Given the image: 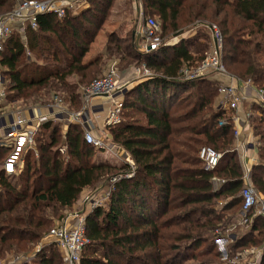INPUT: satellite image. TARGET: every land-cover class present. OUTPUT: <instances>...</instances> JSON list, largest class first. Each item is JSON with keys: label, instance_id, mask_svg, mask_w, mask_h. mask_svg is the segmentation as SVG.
I'll return each instance as SVG.
<instances>
[{"label": "trees", "instance_id": "trees-1", "mask_svg": "<svg viewBox=\"0 0 264 264\" xmlns=\"http://www.w3.org/2000/svg\"><path fill=\"white\" fill-rule=\"evenodd\" d=\"M15 1L0 0V13L13 9ZM116 1L88 0L86 10L62 19L40 15L37 29L26 31V42L15 33L0 54L8 99L37 102L56 93L71 112L80 111L79 85L94 80L91 70L101 62L84 59L105 21L114 16ZM141 1L145 17H158L164 32L179 29L184 17L186 23L217 24L227 71L264 88V0ZM107 38L108 55L118 57L122 68L145 65L156 76L138 80L125 93L121 122L108 128L136 170L110 184L107 200L87 215L90 244L80 264H185L201 257L206 264H219L215 231L238 221L244 168L235 149L234 122L216 104L219 79H179L185 65L196 66L205 58L211 42L208 38L192 50L186 38L140 53L132 37L114 32ZM222 118L227 124L220 125ZM250 126L259 137L258 163L250 178L264 194V109L253 106ZM205 146L223 155L213 170L199 159ZM98 153L84 140L80 125L71 124L66 131L58 121L41 125L36 151L26 152L23 171L7 176L0 170V260L29 252L54 223L65 219L84 189L131 170L129 164H97ZM3 154L0 149V161ZM214 178L224 181L218 189ZM238 228L231 253L262 246V218ZM56 249L43 248L38 264H57L62 256Z\"/></svg>", "mask_w": 264, "mask_h": 264}, {"label": "built area", "instance_id": "built-area-1", "mask_svg": "<svg viewBox=\"0 0 264 264\" xmlns=\"http://www.w3.org/2000/svg\"><path fill=\"white\" fill-rule=\"evenodd\" d=\"M139 1V13L143 15L141 0ZM88 0H19L17 4L8 12L0 14V54L4 50L5 44L15 34H20L26 42V31L30 28L37 29V18L40 15L52 14L62 19L68 13L77 14L81 6ZM77 9V10H73ZM145 19V18H144ZM211 32L212 44L205 55V58L196 66L185 65L179 73L181 81H192L205 78L211 75L219 79L221 86L219 94L225 100L224 109L234 122V137L236 143L240 139L242 125H249L252 113L244 111L245 103L258 106L264 109V89L254 88L250 81L236 79L231 75L222 60L223 36L217 26H208ZM141 44L138 45L140 53L154 51L161 46L169 44L161 36V29L157 21L152 17H147L143 22L140 31ZM28 55H30L28 51ZM156 74L145 65L135 68L133 81L152 78ZM116 70L113 69L105 76L94 79L87 85L79 87L82 100V108L78 112H71L67 104L56 93L51 94V107L56 109L60 115L68 114L70 124L82 126L84 130V140L92 145L99 152H108L117 145L112 140V135L108 128L121 122L124 108V95L129 90L131 81L120 83ZM104 99L102 110L106 112L103 128L100 135L94 134V122L90 116V102L93 98ZM7 98L6 85L0 76V105ZM240 109L242 110L240 113ZM232 114V115H231ZM64 120V118H62ZM37 125H30L27 119L19 118L18 122H12L2 129L6 133V140L0 144L1 148L8 150L2 162L1 170L7 176L17 175L23 168V158L28 150L35 149L36 136L41 125L48 122L46 115L37 117ZM227 124V119L222 118L220 125ZM24 126V128H22ZM251 127V126H250ZM257 142V139L255 140ZM65 153L66 146L60 149ZM222 154L211 147H202L199 151V159L204 163L207 170H213L219 164ZM131 167L130 171L118 174L110 180L113 184L123 177H129L136 170L134 163H127ZM244 186L240 193L243 201L239 219L235 227H251L255 218L264 220V194L259 192L251 182L250 170L244 172ZM213 181H224L214 178ZM219 185V186H220ZM110 187L104 191H96L95 194L86 195L84 203L90 207L88 212L84 210H74L69 212L65 219L53 227L49 232V238L56 244L61 252L64 264H80L84 249L90 244V239L86 234V217L96 207L102 206V199H107ZM264 253V242L260 247H251L243 252L237 253L229 260V264H258ZM20 257H16L8 262L0 264H18Z\"/></svg>", "mask_w": 264, "mask_h": 264}, {"label": "rangeland", "instance_id": "rangeland-1", "mask_svg": "<svg viewBox=\"0 0 264 264\" xmlns=\"http://www.w3.org/2000/svg\"><path fill=\"white\" fill-rule=\"evenodd\" d=\"M18 1L19 0H16L15 4H17ZM134 2H135V5L138 6L139 1H136V0H117L114 3V8H113L114 11L113 12L119 14L120 21H117L118 16H116V17L113 16L110 19L108 18L105 21V24H104L103 29H102L104 32L103 35L101 37H99L97 39V41L95 40L96 44H95V47H93V49H92V51L94 53L95 52H101V51H104L106 49L107 40H108L107 36H108V34H110L114 30L115 26H119L118 27V29H119L118 33L121 36H125L124 38L130 39L131 37H133L134 31H135L133 29L135 27L134 26V20L139 19V17H141L142 19L141 18L140 19H141V25H142V22H144L146 19L144 14H143L144 15L143 17L139 16L140 15L139 7L135 6L136 7V9H135L133 6ZM140 2L142 5V8H143V4H142L143 2L142 1H140ZM15 4H14V6H15ZM73 10H77V9H73ZM3 13H5V12H3ZM121 16L123 18H121ZM151 17L154 18L157 21V23L159 24L160 29H161V36L165 41H167L168 43H170V42L172 43V42H179V40H184L186 38H190V42H189L190 45L189 46L192 50L195 48V46H197V44L199 42H204V41L208 40V38H209L208 42H211L209 44L211 47V44H212L211 32H210V29L208 28V26H217L218 27L217 24H215V23L212 24L206 20H204V21L198 20V21H195L194 23H186L187 18L184 17V20L180 21L181 27L179 29H177L176 31L164 32L161 20L155 16L154 17L151 16ZM117 22L120 24H118ZM219 30H220V28H219ZM220 32H221V30H220ZM133 43H135V41H133ZM210 47H209V49H210ZM209 49H208V51H209ZM105 60H107V59L103 58V61H101L99 63V65H98L99 70H98V66H97L96 70H93V71L91 70L92 78L90 80L101 78V77L105 76L107 73L111 72L113 69H115L116 73L118 74V77H119L118 78L119 82L121 84L124 83L125 80L123 78V72H124V70H126L129 67L122 68L123 63H120V60L116 59L115 57L113 58V61L108 65L105 64ZM231 75H233V74H231ZM233 76L236 79H239L235 75H233ZM205 78H211L212 79L213 77L211 75H209L208 77H205ZM241 80L250 81L254 88H260L256 84H254V82L251 79H247V80L241 79ZM82 85H84V83L80 84L79 87ZM220 86H221V82H220ZM220 86H219V88H220ZM261 89H264V88H261ZM218 93H219V90H218ZM20 102H23V101H20ZM216 104H218L220 107H223V108L225 106V100L220 94L218 96ZM246 104H248V103L244 104L245 105L243 107L244 111H246L245 110V107L247 106ZM253 106L254 105H251L249 108L251 113L253 112ZM229 114L230 113L227 112V116ZM62 128L64 130L63 126H62ZM255 137H257V136H255ZM258 140H259V137H258ZM117 147H118L117 150L121 151L119 153L120 154L122 153V155H123V157L119 155L120 157L124 158L125 155L128 157L127 158L128 160L125 159L124 161H128V163H131V162L134 163L131 156L122 147H119V146H117ZM116 176H118V174L115 176H105V178L100 182V184L96 188H87L86 189L87 191L85 192V194H83V195L81 194L82 197L80 198V200L78 202L82 205V203H84L86 195L95 194L96 191L102 190V188L105 191L108 188V186L110 185V180ZM213 183H214L213 184L214 188L218 189L220 182L213 181ZM106 200H107L106 198L102 199V205L104 204V202ZM222 204H223V202L220 203V205H222ZM83 209H85V212H88L90 210V207L89 206L87 208H82V206H80V207L76 206L75 207V210H83ZM70 212H71V210H70ZM59 223L60 222L57 221L56 223L53 224L52 227H55ZM235 225H237V221L230 220L227 225L223 226V229H217L215 231V237H216L215 243L217 246V251L220 253V257L218 260V261H220L219 264H229V260L234 257L233 255H235L234 253H231V245L237 237L236 234H238V235L240 234V230H239L238 226L235 227ZM212 237L213 236L210 235L211 239H212ZM47 246L52 247L53 249H56V247H57L56 244L53 243L51 241V239L49 238V233H47L39 242L32 244L31 245L32 249L29 252L21 254V255H10V256H7L6 258H4L3 260H0V261L1 262H8V261L13 260L16 257H20L18 264H38V263H40V261H39V258H37V254L43 248H45ZM204 259H205L204 257H201V258H198L194 261L189 260V261H186L185 264H206L205 263L206 261H204ZM57 264H64V262L61 259L60 261L58 260Z\"/></svg>", "mask_w": 264, "mask_h": 264}, {"label": "crops", "instance_id": "crops-1", "mask_svg": "<svg viewBox=\"0 0 264 264\" xmlns=\"http://www.w3.org/2000/svg\"><path fill=\"white\" fill-rule=\"evenodd\" d=\"M134 8L136 9L135 2L133 3ZM136 6V7H135ZM89 7L88 2L85 3L84 5L81 6V10L78 12H82L84 10H86ZM118 16L117 21H120V16L117 13H114V17ZM140 16V15H139ZM121 18H123L121 16ZM141 17H139V19L134 20V35H133V41H135L136 46L138 48V45L141 44L142 40L140 39V31L142 29L143 26V22L141 25ZM115 23V22H114ZM118 23V22H117ZM120 24V23H118ZM138 24V25H137ZM114 25V24H113ZM119 26H115L114 30L111 33H118ZM103 30L100 31L97 35V37L95 38V40L97 41V39L99 37H101L103 35ZM119 34V33H118ZM120 37L124 38L125 36H121L119 34ZM94 40V42L91 45V49L88 52V54L85 57V62L87 64H91L94 63L98 60L103 61V58H106L107 60H105V64L108 65L113 61V58L115 57L116 59H118V57L114 56V55H108L107 49H105L104 51L101 52H93L92 49L93 47H95L96 41ZM140 43V44H139ZM103 63V62H102ZM134 72L135 69L132 67L127 68L126 70H124L123 72V78L125 81H131L129 89L133 88L136 84V81H133L134 79ZM0 76L3 78V81L6 85V81L2 75V72L0 71ZM51 97V96H50ZM104 102V99L99 98V97H95L91 100L90 102V116L92 117V120L94 122V134L95 135H100L102 132V128H103V122H104V118H105V110H102V103ZM247 106L245 107L246 111H250V104H246ZM242 110L240 109V113ZM40 115H46L48 117L49 121H58V123L61 124V126L64 127V131L67 130V127L69 125H71L70 123L66 124V120L69 121V119H65V117H59L60 114L58 113V111L56 109H53L51 107V98H45L37 101V102H11L8 97L5 99V101L2 102V104L0 105V144L3 143L6 140V133L5 131H3L2 129L4 128V126H8L10 125L13 121L14 122H18L19 118H25L27 119L30 125H37V117ZM64 118V120L62 119ZM70 122V121H69ZM22 128H24V126H22ZM241 135H240V139L237 143H235V149L239 155L241 164L244 168V172L245 170L249 169L251 172V168L253 167V165L258 163V149H257V143H258V137L254 136V132L252 127H250V124L247 125H242L241 128ZM257 139V142L255 141ZM252 145V148H251ZM0 149L4 150V154L2 155V160L0 161V170H1V166H2V162L4 161L8 150L5 148H1ZM118 147H114L112 150H109L108 152H99L97 154V156L95 157V162L97 164L100 163H107V164H111L114 165L118 168H122L124 166V164H127L128 161H124L125 159H127L128 157L125 155L124 158L122 153L120 154L119 152H121L120 150H117ZM34 151H36V146L35 149H32ZM61 152V151H60ZM63 154V153H62ZM122 157H120V156ZM25 156V155H24ZM128 160V159H127ZM24 169V158H23V168L22 170L19 172L21 173ZM18 173V174H19ZM17 174V175H18ZM16 176V175H14ZM87 190L84 189L82 192V195L85 194ZM81 195V197H82ZM79 204V205H78ZM78 204L74 205L73 208L71 209V211L75 210V207L78 206H82V208H87L88 206L85 203H82V205L78 202ZM84 210V209H83ZM70 212V211H69ZM239 219V214H238V218ZM238 222V221H237ZM262 261V257L260 258Z\"/></svg>", "mask_w": 264, "mask_h": 264}, {"label": "water", "instance_id": "water-1", "mask_svg": "<svg viewBox=\"0 0 264 264\" xmlns=\"http://www.w3.org/2000/svg\"><path fill=\"white\" fill-rule=\"evenodd\" d=\"M59 117H65V119H68V114H64L63 116L60 115ZM68 123H69V121L66 120V124H68ZM251 148H252V145H251ZM258 264H261V259H259Z\"/></svg>", "mask_w": 264, "mask_h": 264}]
</instances>
